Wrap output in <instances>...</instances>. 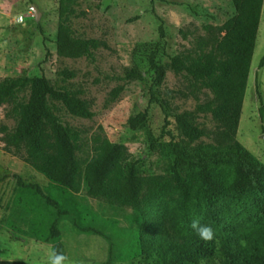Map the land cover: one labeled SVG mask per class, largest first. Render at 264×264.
Segmentation results:
<instances>
[{"label":"trees","instance_id":"16d2710c","mask_svg":"<svg viewBox=\"0 0 264 264\" xmlns=\"http://www.w3.org/2000/svg\"><path fill=\"white\" fill-rule=\"evenodd\" d=\"M78 3L58 0L55 51L64 58L92 60L106 43L74 34L71 18L77 15ZM231 3L235 13L221 25L205 26L208 35L194 48L172 55L164 64L149 59L154 72L149 103L160 108V136L168 137L171 155L164 173H142L137 163L129 160L123 143L99 135L93 137L90 157L77 156L82 149V132L59 113L79 118H91L94 113L82 97L83 90L68 82L76 76L75 70L57 71L55 82L43 74L0 79V106L9 104L6 116L15 121L12 129L0 124V140L6 151L21 156L66 194L84 191L113 208L133 210L127 216L130 225L117 227L114 219L110 222L113 229L106 233L81 223L79 206L74 205L76 209L67 203L64 208L45 196L55 210L42 238L51 249L65 254L59 222L66 218L77 233L96 234L108 242L102 264L134 258H139L140 264H199L201 260L205 264H264V162L236 138L263 0ZM159 29L162 36V27ZM258 65H264V54ZM167 70L186 81L185 95L199 100L198 94L207 90L210 96L197 102L193 110L173 112L169 101L173 94L162 95L160 91ZM122 78L140 80L143 74L135 66L126 67ZM199 113L210 114L215 128L199 125ZM172 119L177 132L170 128ZM12 177L19 187L17 195L23 188L39 191L38 185L23 182L18 174ZM19 212L18 218L25 219L23 210ZM194 218L213 227V241L205 242L196 235L191 228ZM122 236L130 241L117 243L115 237ZM240 240L247 241V247H241ZM127 245L133 248L131 252ZM3 264L25 263L9 260Z\"/></svg>","mask_w":264,"mask_h":264},{"label":"rangeland","instance_id":"374dc122","mask_svg":"<svg viewBox=\"0 0 264 264\" xmlns=\"http://www.w3.org/2000/svg\"><path fill=\"white\" fill-rule=\"evenodd\" d=\"M32 6L40 12L38 20ZM57 7L58 0H0V79L43 74L55 82L57 71L75 70L76 76L68 82L83 90L82 97L94 113L91 118L74 117L65 111L59 113L66 123L82 132V149L77 156L90 157L93 137L99 135L123 143L129 160L136 162L142 173H164L171 155L168 137L160 136L163 123L160 108L149 103L154 79L149 59L153 57L155 62L164 64L172 55L194 48L201 37L208 35L205 26L221 25L235 13L231 0H79L77 15L71 18L74 34L106 43L95 51L92 60L56 54ZM19 17L22 21H18ZM263 54L264 0L236 134L238 141L264 162L261 136L264 134V65H258ZM133 66L142 72L143 79L124 80V69ZM160 91L162 95L173 94L169 101L175 113L193 110L197 102L210 96L207 90L198 94L199 100L185 95L186 81L172 70L166 71ZM9 107V104L0 106V124L12 129L15 121L6 116ZM196 120L199 125L215 128L210 114L199 113ZM170 128L177 132L173 119ZM12 174H18L23 182L38 185L39 191L23 188L17 195L19 187ZM66 193L50 184L21 156L6 151L0 140V264L9 260L47 264L51 245L42 238L48 233L55 210L45 196L64 208L67 203L79 206L81 223L94 225L106 233L113 229L110 222L114 219L117 227L130 225L127 216L133 214L132 208H113L103 199L88 197L84 191ZM22 210L25 219L20 220ZM59 230L65 254L73 264H102L107 258L108 242L103 237L77 233L66 218L59 222ZM115 239L117 243L130 241L125 236ZM127 247L131 252L133 248ZM140 262L134 258L116 264Z\"/></svg>","mask_w":264,"mask_h":264},{"label":"clouds","instance_id":"9594fccd","mask_svg":"<svg viewBox=\"0 0 264 264\" xmlns=\"http://www.w3.org/2000/svg\"><path fill=\"white\" fill-rule=\"evenodd\" d=\"M191 228L196 235L205 242H211L215 239V231L213 227L208 224H202L200 218H194L191 222ZM241 247H247V241H239ZM47 264H73V261L69 256L63 252L51 249L47 256ZM199 264H205L204 260H201Z\"/></svg>","mask_w":264,"mask_h":264},{"label":"water","instance_id":"95a60500","mask_svg":"<svg viewBox=\"0 0 264 264\" xmlns=\"http://www.w3.org/2000/svg\"><path fill=\"white\" fill-rule=\"evenodd\" d=\"M32 10L35 14V19L38 20L39 16H40V12L37 10V8L35 6H32ZM261 136H262V138H264V134H262Z\"/></svg>","mask_w":264,"mask_h":264},{"label":"built area","instance_id":"2783aa9c","mask_svg":"<svg viewBox=\"0 0 264 264\" xmlns=\"http://www.w3.org/2000/svg\"><path fill=\"white\" fill-rule=\"evenodd\" d=\"M18 21H22V17H19V18H18Z\"/></svg>","mask_w":264,"mask_h":264}]
</instances>
